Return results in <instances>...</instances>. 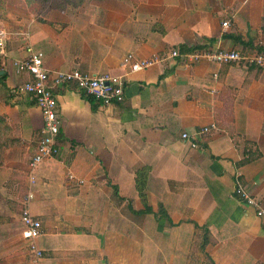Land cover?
Wrapping results in <instances>:
<instances>
[{
    "label": "crops",
    "instance_id": "crops-1",
    "mask_svg": "<svg viewBox=\"0 0 264 264\" xmlns=\"http://www.w3.org/2000/svg\"><path fill=\"white\" fill-rule=\"evenodd\" d=\"M1 22L0 264H264V68L169 59L126 73L121 64L127 53L264 48V0H86ZM26 45L49 71L126 79L121 102L93 108L73 85L56 88L58 153L31 171L42 118L19 90ZM143 165L151 212L138 213ZM236 184L261 216L233 195ZM27 193L38 258L21 235Z\"/></svg>",
    "mask_w": 264,
    "mask_h": 264
},
{
    "label": "built area",
    "instance_id": "built-area-1",
    "mask_svg": "<svg viewBox=\"0 0 264 264\" xmlns=\"http://www.w3.org/2000/svg\"><path fill=\"white\" fill-rule=\"evenodd\" d=\"M6 32L0 20V55L4 51V41ZM169 59H178L183 64H193L201 60L228 64L243 62L264 68V52L253 51L243 52L237 49L222 48H193L180 50L172 48L162 54H153L148 58L135 59L131 53H127L121 60V64L127 68L126 73L147 68L155 63H160ZM17 71H26L29 80L25 81L19 90L31 95L34 105L39 109L42 118L41 135L37 138L36 146L32 155L27 161L28 169L31 171L41 161L54 157L58 153V133L59 119L57 116V101L55 99V89L62 85H73L79 92L92 98L99 105L119 103L124 97L126 84L125 74L115 75L110 73L91 74L72 68L66 71H49L43 66L42 53L30 45L25 47V56L15 62ZM214 125L202 127L196 134L202 135L213 129ZM183 140L188 138L186 132H181ZM194 146V142H190ZM31 173V172H30ZM70 178V175L68 176ZM30 182L33 181L29 175ZM241 202L255 207L256 215L261 216L263 210L258 201L248 194L242 186L236 184L232 190ZM30 193L20 201L19 219L22 224L21 235L27 242L29 251L38 258L41 256L40 249L36 246L35 239L40 232V221L29 211L28 202Z\"/></svg>",
    "mask_w": 264,
    "mask_h": 264
},
{
    "label": "trees",
    "instance_id": "trees-1",
    "mask_svg": "<svg viewBox=\"0 0 264 264\" xmlns=\"http://www.w3.org/2000/svg\"><path fill=\"white\" fill-rule=\"evenodd\" d=\"M46 2L49 0H45ZM85 0H50L51 5L53 6H48V9H56V10H63L66 6H71V7H76L78 5H80L81 3H83ZM54 3V4H52ZM257 51H262L264 52V48L262 47H258L257 46ZM4 75H0V77H3ZM88 100L91 102V107L93 108L94 105H96L97 103L92 99V98H88ZM2 118H0V122H2ZM251 154L248 153V156H250ZM250 158V157H249ZM247 158V159H249ZM246 160V159H243ZM242 160V161H243ZM149 171V167L146 165L140 166L139 168H137L134 171V188L135 191L137 193V196L141 202V204L143 205V208L140 211H137L138 213H146V212H151L150 207L146 204L145 201V181H146V177H147V173ZM111 189H112V193L114 195H117V188L115 185H111ZM157 215H162V216H166L164 210L162 209V207L160 205L157 206ZM205 243V238L203 239L202 245Z\"/></svg>",
    "mask_w": 264,
    "mask_h": 264
},
{
    "label": "rangeland",
    "instance_id": "rangeland-1",
    "mask_svg": "<svg viewBox=\"0 0 264 264\" xmlns=\"http://www.w3.org/2000/svg\"><path fill=\"white\" fill-rule=\"evenodd\" d=\"M49 3H51L50 0L47 2L45 0H0V20L3 21L7 14L18 18L35 14V11L38 14V11L48 10V6H53Z\"/></svg>",
    "mask_w": 264,
    "mask_h": 264
},
{
    "label": "water",
    "instance_id": "water-1",
    "mask_svg": "<svg viewBox=\"0 0 264 264\" xmlns=\"http://www.w3.org/2000/svg\"><path fill=\"white\" fill-rule=\"evenodd\" d=\"M2 71H0V73H1Z\"/></svg>",
    "mask_w": 264,
    "mask_h": 264
}]
</instances>
